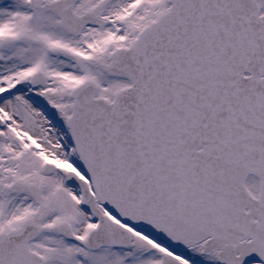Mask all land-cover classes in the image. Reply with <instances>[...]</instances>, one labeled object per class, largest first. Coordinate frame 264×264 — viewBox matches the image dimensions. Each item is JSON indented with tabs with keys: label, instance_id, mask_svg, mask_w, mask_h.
<instances>
[{
	"label": "snow or ice",
	"instance_id": "6c2138e0",
	"mask_svg": "<svg viewBox=\"0 0 264 264\" xmlns=\"http://www.w3.org/2000/svg\"><path fill=\"white\" fill-rule=\"evenodd\" d=\"M253 255L264 0H0V264Z\"/></svg>",
	"mask_w": 264,
	"mask_h": 264
},
{
	"label": "water",
	"instance_id": "95a60500",
	"mask_svg": "<svg viewBox=\"0 0 264 264\" xmlns=\"http://www.w3.org/2000/svg\"><path fill=\"white\" fill-rule=\"evenodd\" d=\"M248 261H256L257 262V261H259V258L255 255H253Z\"/></svg>",
	"mask_w": 264,
	"mask_h": 264
},
{
	"label": "rangeland",
	"instance_id": "374dc122",
	"mask_svg": "<svg viewBox=\"0 0 264 264\" xmlns=\"http://www.w3.org/2000/svg\"><path fill=\"white\" fill-rule=\"evenodd\" d=\"M204 264V263H203Z\"/></svg>",
	"mask_w": 264,
	"mask_h": 264
}]
</instances>
